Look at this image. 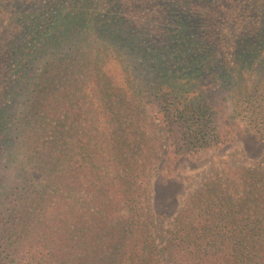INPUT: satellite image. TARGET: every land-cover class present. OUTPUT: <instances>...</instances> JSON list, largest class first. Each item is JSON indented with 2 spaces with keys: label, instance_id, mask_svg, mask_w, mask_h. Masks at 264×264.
I'll return each mask as SVG.
<instances>
[{
  "label": "trees",
  "instance_id": "trees-1",
  "mask_svg": "<svg viewBox=\"0 0 264 264\" xmlns=\"http://www.w3.org/2000/svg\"><path fill=\"white\" fill-rule=\"evenodd\" d=\"M203 74L254 75L264 112V0H0V264H264V163L215 171L162 234L150 207L166 167L131 101L181 106L172 155L206 150Z\"/></svg>",
  "mask_w": 264,
  "mask_h": 264
},
{
  "label": "rangeland",
  "instance_id": "rangeland-1",
  "mask_svg": "<svg viewBox=\"0 0 264 264\" xmlns=\"http://www.w3.org/2000/svg\"><path fill=\"white\" fill-rule=\"evenodd\" d=\"M216 71L221 73L224 68L219 65ZM244 77L242 90L237 91V87L227 82L219 84L223 79L201 75L199 87H204L201 101L210 109L211 133L217 135V144L203 151L188 149L186 155L181 156L172 155V150L181 145L179 140L184 130L181 123L188 118L185 113L181 114L182 107L179 106L173 121L168 123L167 117L175 109L171 103L161 102L155 106L150 101L133 97L129 115L134 118L138 131L143 132L153 146V166L165 163L166 167L165 175L153 174L149 177L150 207L156 220L161 223V234L169 228L170 221L183 206L189 192L209 180L215 171L264 163V112L255 107L259 102L250 96L252 94L246 88L252 85L249 78L252 80L254 75L244 74ZM245 88L249 97L245 96L248 95L244 92ZM256 91L255 94L261 92ZM237 93L242 96H237ZM168 151L171 152V160L167 161Z\"/></svg>",
  "mask_w": 264,
  "mask_h": 264
}]
</instances>
